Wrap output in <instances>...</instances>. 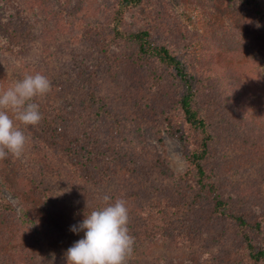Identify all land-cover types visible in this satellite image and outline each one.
<instances>
[{
	"label": "rangeland",
	"instance_id": "obj_1",
	"mask_svg": "<svg viewBox=\"0 0 264 264\" xmlns=\"http://www.w3.org/2000/svg\"><path fill=\"white\" fill-rule=\"evenodd\" d=\"M116 3L0 0V91L26 75L44 74L52 83L51 92L34 102L41 114L48 111L59 119L56 123L66 129L67 138L74 132L70 123L99 121V135L113 138L130 155H158L178 179L186 161L171 126L189 135L178 110L181 87L124 36L146 29L150 39L170 45L201 76L198 97L214 132L205 165L216 173L220 192L234 210L263 220L264 131L256 124H240V113L228 104L239 99L248 104L243 110H264V23L235 0H142L119 20ZM115 26L122 36L115 34ZM14 30L18 42L9 36ZM212 70L219 71L216 81ZM94 98L120 120L119 133L103 127L106 122L95 114ZM19 127L29 138L22 156L9 154L0 160L1 195L12 205L11 212L0 210V264H67L66 242L84 237L71 227L106 206L103 196L114 203L126 194L134 204L136 193L150 179L170 180L158 174L150 178L149 173L126 176L114 166L106 182H84L63 162L66 141L52 146L45 131ZM255 137L260 140L255 142ZM218 226H208L195 244L160 239L141 243L135 238L128 264H243L242 253H233L226 244L209 255L208 250L218 248L209 242Z\"/></svg>",
	"mask_w": 264,
	"mask_h": 264
},
{
	"label": "trees",
	"instance_id": "obj_2",
	"mask_svg": "<svg viewBox=\"0 0 264 264\" xmlns=\"http://www.w3.org/2000/svg\"><path fill=\"white\" fill-rule=\"evenodd\" d=\"M142 0H117L114 14L119 20L125 11L139 5ZM239 4L250 8L257 21L264 23V0H235ZM115 34L123 33L114 27ZM14 41H19L17 30L9 33ZM130 41H134L136 50L143 57L153 58L154 62L164 67L181 87L178 99V110L181 113L186 131L180 127L171 126V135L178 139L183 151L186 168L177 178L165 169L158 155L151 159L130 155L123 150L113 138L99 135V125L95 120H84L74 127L73 136L67 138L65 128L56 123L55 115L48 111L43 112V119L34 129L45 131L46 138L52 146L56 141L64 142L62 159L77 178L84 182L102 184L107 181L112 168L119 166L124 169V174L140 176L158 174L160 178L167 177L165 181L150 179L149 185L136 193L131 204L126 194L119 199L126 201L129 210L128 228L130 234L141 243L148 240H181L190 244L203 239V231L210 229L214 223L219 224L212 230L209 240L212 247L209 255H215L224 244L231 248L232 252H240L243 264H264V219L251 218L245 211L234 210L229 200L220 192L219 181L213 169L205 165L214 143L213 124L208 121L205 105L199 101V85L201 76H198L194 66L184 56L179 55L170 45L164 42H156L150 39L148 30L143 29L132 33H125ZM218 70H212V78L217 80ZM208 80V79H207ZM96 108L97 117L101 118L107 128H115L120 132V120L110 111L101 107L95 98L91 101ZM239 114L238 118L243 125L256 124L264 131V110L255 111L254 108L243 110L248 104L239 99H234L228 104ZM264 106V105H261ZM61 119V118H60ZM71 120V119H70ZM113 124V125H111ZM171 124V123H170ZM101 126V130H103ZM73 131V129H72ZM157 142L163 144L160 132L156 130ZM102 136V137H100ZM264 138V137H260ZM255 137L253 140H260ZM46 144L47 142L44 141ZM39 147L40 144H37ZM40 148V147H39ZM162 167V169H160ZM72 178L71 174H67ZM169 182V183H168ZM1 211H12L11 203L1 195ZM234 230L231 235L227 230ZM69 249L74 244L66 242ZM208 254V253H207ZM44 263L45 260H42ZM39 264V263H31ZM42 264V263H41ZM173 264V263H171ZM175 264V263H174Z\"/></svg>",
	"mask_w": 264,
	"mask_h": 264
},
{
	"label": "clouds",
	"instance_id": "obj_3",
	"mask_svg": "<svg viewBox=\"0 0 264 264\" xmlns=\"http://www.w3.org/2000/svg\"><path fill=\"white\" fill-rule=\"evenodd\" d=\"M51 89L49 78L36 73L0 91V160L9 154L16 158L22 156L29 138L19 125L38 126L41 123L43 116L34 100L47 95ZM102 199L106 206L91 211L79 225L71 227L74 233L83 231L84 237L67 250V264H128L133 255L135 237L128 228L126 201L117 199L109 203L107 195Z\"/></svg>",
	"mask_w": 264,
	"mask_h": 264
}]
</instances>
